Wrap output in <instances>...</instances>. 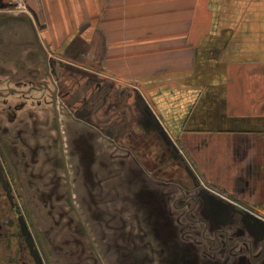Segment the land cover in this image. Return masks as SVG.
<instances>
[{"label": "crops", "instance_id": "obj_1", "mask_svg": "<svg viewBox=\"0 0 264 264\" xmlns=\"http://www.w3.org/2000/svg\"><path fill=\"white\" fill-rule=\"evenodd\" d=\"M31 4L22 15L49 56L99 75L108 93L131 94L124 125L144 128L147 108L203 182L264 216V0ZM11 29L0 60L19 42ZM111 103L104 100L108 118Z\"/></svg>", "mask_w": 264, "mask_h": 264}, {"label": "flooded vegetation", "instance_id": "obj_2", "mask_svg": "<svg viewBox=\"0 0 264 264\" xmlns=\"http://www.w3.org/2000/svg\"><path fill=\"white\" fill-rule=\"evenodd\" d=\"M22 14L0 6V43L5 45V31L13 27L20 37L15 47L4 53L7 65L6 62L5 65L0 64V264H59L54 253V243L52 246L42 226L41 217L46 205L36 211L33 189L49 185L50 182L55 183L60 172L64 175L65 201L69 210L77 219V227L85 235L90 251L98 263L103 264L74 199V173L72 166L69 167L67 163L63 136L66 127L64 118L80 123L90 131V136L97 138L103 135L104 141L114 145L119 155L122 152L127 156L126 159L135 164L139 174L165 189H176L180 194L176 203H184L181 208H186L187 216L192 221L196 219L191 213L194 210L191 205L195 207L198 199L189 198V192L207 189L220 198L218 201L210 199L217 202L219 209L233 207L244 211L247 213L243 214L247 223L264 228V216L260 212L245 206L242 201L218 194L210 184L202 181L192 166L187 165L179 145L174 142L176 148L173 147L164 134L158 132L147 108L143 111L144 116L139 117V123L144 128H139V124L135 128L124 125L127 105L125 98L130 96L118 89L114 94L108 93L104 89V81L98 82L95 75L80 73L59 57L49 56L37 38L35 24ZM12 57L15 61L10 63ZM43 63H46L45 66ZM44 92L51 97L53 117L50 124L53 130L45 131V134L55 136L51 141L52 177L48 181H44L45 172L42 178L39 177L41 168L34 164L37 157L44 158L45 152L31 148L32 130H28V127L30 122V126L34 127L35 119L27 118L30 117L29 99ZM109 99L115 111L108 118L104 100ZM19 111L23 118H18ZM143 137L149 141L142 142ZM153 139H157V145H154L156 149L151 150L149 147ZM185 199L186 203L183 201ZM203 221L197 220L200 223ZM213 225L214 222L206 234H198V237L176 235L175 232L172 239L174 242L176 240L177 249L173 254V264H232L223 250L230 243L228 232L226 229H214ZM154 254L161 256L162 252L155 251Z\"/></svg>", "mask_w": 264, "mask_h": 264}, {"label": "rangeland", "instance_id": "obj_3", "mask_svg": "<svg viewBox=\"0 0 264 264\" xmlns=\"http://www.w3.org/2000/svg\"><path fill=\"white\" fill-rule=\"evenodd\" d=\"M31 1L27 6L32 9ZM4 4L5 0H0V6L5 7ZM4 62L0 60V64L5 65ZM93 74L98 75L97 72ZM95 79L104 81L99 75ZM108 88L110 92L111 84ZM129 99L127 96L125 101ZM37 102H40L38 106ZM29 107L30 117L27 118L35 119L34 127L30 126L31 122L28 127L32 130L30 146L45 152L44 158L37 157L34 164L41 168L39 177L42 178L45 172L44 181H48L52 177L51 141L55 138L45 134V131L53 130L50 95L47 92L34 95L29 99ZM17 113L18 118H23L21 111ZM64 124L67 127L63 131L66 159L74 173V199L103 264H173L177 243L172 235L176 232V235L202 236L213 222L214 229L228 232L230 243L223 250L230 263L264 264V228L247 223L243 215L246 212L233 207L219 209L217 202L210 199L218 201L220 198L207 189H200L189 192V198L198 199L195 207L191 205L194 208L191 213L196 219L192 221L186 208H181L184 203H176L180 198L176 189H165L139 174L135 164L122 152L119 155L114 145L104 141L103 135L90 136V131L76 121L64 118ZM183 153L195 167L184 150ZM63 178V172H60L55 183L33 189L34 208L38 211L46 205L41 217L42 226L52 246L54 243L59 264H99L65 201ZM183 201L186 203L187 199ZM226 204L233 206L229 202ZM199 219L204 221L197 222ZM155 251H161L162 255L154 254Z\"/></svg>", "mask_w": 264, "mask_h": 264}, {"label": "built area", "instance_id": "obj_4", "mask_svg": "<svg viewBox=\"0 0 264 264\" xmlns=\"http://www.w3.org/2000/svg\"><path fill=\"white\" fill-rule=\"evenodd\" d=\"M31 0H5V9L13 12H21L24 13L27 11V2ZM32 1H40V0H32Z\"/></svg>", "mask_w": 264, "mask_h": 264}, {"label": "water", "instance_id": "obj_5", "mask_svg": "<svg viewBox=\"0 0 264 264\" xmlns=\"http://www.w3.org/2000/svg\"><path fill=\"white\" fill-rule=\"evenodd\" d=\"M157 129H158V132H159V133H161L162 135L164 134V133H163L164 130H163L162 127L158 126ZM162 130H163V131H162ZM173 147H174V146H173Z\"/></svg>", "mask_w": 264, "mask_h": 264}]
</instances>
